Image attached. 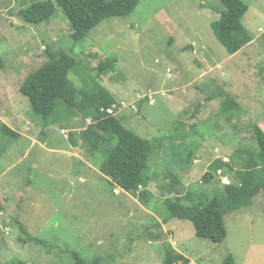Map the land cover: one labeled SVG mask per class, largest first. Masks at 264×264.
<instances>
[{
    "label": "rangeland",
    "instance_id": "1",
    "mask_svg": "<svg viewBox=\"0 0 264 264\" xmlns=\"http://www.w3.org/2000/svg\"><path fill=\"white\" fill-rule=\"evenodd\" d=\"M35 1L44 0H0V261L72 264L78 251L88 264H163L171 243L192 264H222L228 254L238 264H264V193L225 215L228 236L216 243L197 236L191 220L168 216L165 199L175 193L164 186L171 170L185 193L211 198L234 173L204 182L210 164L254 144L253 122L264 128V0H244L243 21L254 38L235 54L212 28L220 0H140L132 13L106 18L77 43L56 0L51 18L24 22L19 11ZM46 48L67 50L94 75L100 62L117 58L114 70L99 75L117 99L109 111L142 137L165 140L151 160L156 178L148 202L101 173V160L79 137L90 120L49 124L20 91L46 62ZM69 79L83 86L75 72ZM209 92L235 97L241 109L221 111L223 97L209 101ZM3 125L19 135L5 134ZM21 225L47 245L20 240Z\"/></svg>",
    "mask_w": 264,
    "mask_h": 264
},
{
    "label": "trees",
    "instance_id": "2",
    "mask_svg": "<svg viewBox=\"0 0 264 264\" xmlns=\"http://www.w3.org/2000/svg\"><path fill=\"white\" fill-rule=\"evenodd\" d=\"M68 16L71 24L70 38L77 43L106 18L111 16H127L133 12L140 0H56ZM219 19L212 22L216 38L230 54L237 53L243 46L251 42L254 35L244 24V16L249 9L244 0H220ZM56 4L52 0L35 1L19 11L24 22L39 23L51 18L56 12ZM48 56L35 71L27 74L20 91L26 95L37 114L49 122L63 123L79 117L82 121L90 120L80 130L79 137L85 148L97 158L100 171L110 184L130 192L135 197L148 202L151 192L148 190L151 181L156 178L151 170V160L155 152L163 147V138H144L109 110L117 104L114 94L99 81L101 73L115 69L116 57L108 58L98 65V73L93 69L84 70L82 60L59 48L55 51L46 48ZM5 60L0 55V69ZM70 72H75L83 82L78 87L69 79ZM219 94L207 95L209 101ZM221 111L231 112L241 109L233 96H223ZM148 97H143L145 99ZM148 100V99H147ZM200 107V106H199ZM117 107H114V112ZM254 144L239 145L230 159L217 157L203 175L204 182H211L216 176L218 181L224 176L234 173L231 181L224 183L219 193L211 198L196 200L192 193L183 188L180 175L169 170L168 181L164 186L168 193L175 195L165 199L170 218L189 219L193 222L196 235L209 238L216 243L223 242L227 236L225 215L253 204L255 197L264 193V129L259 122L251 124ZM3 132L18 136L19 134L7 125ZM70 130V141L77 145L74 132ZM1 157V153H0ZM91 158V159H92ZM221 171V173H218ZM185 193V194H183ZM0 208L4 207L0 204ZM23 236L20 240L33 241L42 245L47 242L32 235L21 225ZM72 264H88L89 262L78 251L72 253ZM98 259V257L96 258ZM95 259V260H96ZM99 261V260H98ZM0 264H3L0 261ZM11 264H30L25 260H16ZM163 264H192L191 260L176 251L171 243L165 244ZM222 264H238L234 255L228 254Z\"/></svg>",
    "mask_w": 264,
    "mask_h": 264
},
{
    "label": "crops",
    "instance_id": "3",
    "mask_svg": "<svg viewBox=\"0 0 264 264\" xmlns=\"http://www.w3.org/2000/svg\"><path fill=\"white\" fill-rule=\"evenodd\" d=\"M263 128V127H262ZM264 129V128H263Z\"/></svg>",
    "mask_w": 264,
    "mask_h": 264
}]
</instances>
